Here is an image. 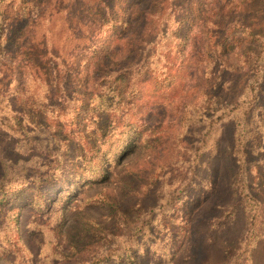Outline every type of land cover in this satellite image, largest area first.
Wrapping results in <instances>:
<instances>
[{"label": "rangeland", "instance_id": "rangeland-1", "mask_svg": "<svg viewBox=\"0 0 264 264\" xmlns=\"http://www.w3.org/2000/svg\"><path fill=\"white\" fill-rule=\"evenodd\" d=\"M32 1L0 0V13L8 7L9 17L16 15L17 6L29 9L36 1L39 6L37 14L33 8L23 20L24 37L17 32L19 50L11 48L15 62L0 52V174L46 173L60 185L47 193L56 194V202H47L44 191L32 187L15 190L13 202L0 209L1 238L17 251L0 253V264H235L248 220L241 192L256 196L264 213V136L260 140L251 130L240 142L248 153L243 184L235 175L239 163L233 154L231 120L214 122L210 129V119L202 118L205 110L191 111L181 124L169 109L154 106L148 124L132 118L138 128L125 131L121 126V133L112 126L98 128L93 116L82 121L80 134L76 120H70L65 138L56 143V117L47 114V127H37L38 99H29L15 74L34 64L50 69L55 60L48 43L62 60L85 59L87 72L91 50L111 37L96 39L94 46L74 38L87 32L83 22L95 18L100 3L111 19L120 15L126 0H116L117 5L115 0ZM247 18L260 23L264 0H251L227 21ZM117 22H123L120 16ZM118 47L125 50L117 43L111 49ZM226 78L234 87L236 78ZM196 82L206 87L208 79L198 76ZM22 97L31 106L24 105ZM101 116L105 119L107 114ZM20 117L29 122L20 123ZM135 131L144 132L149 141L144 143L143 133L136 136ZM132 140L136 145L126 151ZM86 157L91 162L86 163ZM91 163L95 167L89 170ZM215 180L218 191L210 193ZM66 190L73 196L58 195ZM238 264H264V236Z\"/></svg>", "mask_w": 264, "mask_h": 264}, {"label": "trees", "instance_id": "trees-1", "mask_svg": "<svg viewBox=\"0 0 264 264\" xmlns=\"http://www.w3.org/2000/svg\"><path fill=\"white\" fill-rule=\"evenodd\" d=\"M25 1L33 2L22 0V4ZM250 1L126 0L118 15L123 21L120 24L118 16L108 19L111 13L106 15L103 2L100 3L95 18H85L83 22L88 25V35L81 32L74 38L77 42L86 39L90 46H94L96 39L111 37L107 43L91 50L92 60L87 72L83 69L85 59L77 56L62 60L60 53L48 43V52L55 60H52L50 69L34 64L30 68L27 66L25 71L20 68L15 74L23 85L22 89L29 92V99H38L34 114L37 127H47V114H53L56 117L53 138L57 143L61 136L65 138L63 132L68 130L70 120H76L80 134L82 121L89 122L93 116L98 128L112 126L115 133H121V126L125 131L138 128L132 118L148 124V115L154 106L169 109L176 122L181 124L191 116V111L197 109L201 113L205 110L202 118L210 119V129L214 122L231 120L234 127L233 154L239 163L235 175L238 176L237 183L243 184L241 172L248 153L246 145L240 142H244L242 138L251 130L260 140L264 136V18L260 23L256 22L257 18L253 22L250 18L246 22L227 20L242 11ZM38 7L37 1L29 9L17 6L18 12L13 17L7 14L8 7L3 11L6 15L0 19V52L11 64L16 59L11 48L18 46L19 36L24 37L26 32L23 20L31 16L29 11L33 8L37 14ZM17 32L21 35L18 36ZM114 43L123 44L125 50L118 47L114 51L111 49ZM15 49L18 52L19 48ZM83 73L85 75L81 77ZM228 74L236 78L234 87L230 85L231 79L226 78ZM198 76L208 79L210 90L207 84L206 87L197 84ZM51 80L56 83L52 85ZM22 99L24 105L31 106L27 97ZM101 114H107V117L103 119ZM19 122L29 121L20 117ZM141 133L145 136L143 142L147 143L149 136L144 132L136 133V136ZM132 144L133 140L126 151ZM0 162L3 164L1 157ZM85 162H91V158L86 157ZM93 167L91 163L89 170ZM52 180L53 177L46 173L8 170L0 174V209L13 202L15 190L32 187L42 189L47 202H56V194L47 196L50 188L60 185ZM226 184L230 188L229 181ZM216 186L215 180L210 193L218 191ZM69 191L58 195L73 196L68 194ZM241 193H245L248 220L241 253L235 264L264 236V213L258 198L249 192ZM1 237L0 229V253L9 250L17 253Z\"/></svg>", "mask_w": 264, "mask_h": 264}]
</instances>
